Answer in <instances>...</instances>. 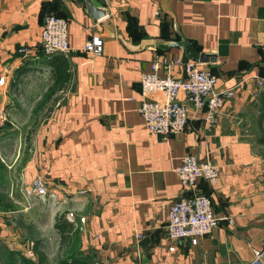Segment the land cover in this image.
Segmentation results:
<instances>
[{
	"label": "crops",
	"instance_id": "obj_1",
	"mask_svg": "<svg viewBox=\"0 0 264 264\" xmlns=\"http://www.w3.org/2000/svg\"><path fill=\"white\" fill-rule=\"evenodd\" d=\"M93 1L107 10L99 20L83 0H0V108L6 116L22 107L29 118L31 153L15 176L22 197L42 200L52 212L56 243L55 217L73 213L66 258L245 264L264 244V0ZM50 13L66 21V55L44 54L39 46ZM176 30L215 55L202 65L215 74L217 90L234 93L209 129L197 113L183 131L163 138L147 132L138 113V77L153 61L182 76L179 62L188 58L180 49L153 44L177 40ZM94 32L102 39L96 56L80 49ZM185 153L215 165L213 185L196 179L192 190L183 189L174 169ZM35 177L43 181L42 196L26 192ZM193 192L209 197L216 225L196 245L167 241L170 204Z\"/></svg>",
	"mask_w": 264,
	"mask_h": 264
},
{
	"label": "built area",
	"instance_id": "obj_2",
	"mask_svg": "<svg viewBox=\"0 0 264 264\" xmlns=\"http://www.w3.org/2000/svg\"><path fill=\"white\" fill-rule=\"evenodd\" d=\"M39 46L44 54H68L66 21L62 17L48 14L44 17L39 32ZM81 51L92 56L102 51V39L97 32L86 39ZM18 53H25L26 48L20 47ZM177 61V60H176ZM182 76L174 77L167 73V65L161 66L159 61H153L148 71L139 73L138 82L143 99L138 107V113L144 127L149 133L161 135L183 131L189 116L201 113L205 126L209 129L217 120V113L225 99L233 96V88L217 90L216 76L202 64L192 60H183ZM163 67L166 73L159 74ZM3 76L0 77V84ZM261 84V80L258 81ZM5 121V113L0 108V126ZM183 189L193 188L196 179H203L213 185L217 178V169L208 160H199L194 155L185 153L180 157V163L174 169ZM27 193L42 196L46 193L40 177L31 180ZM66 218L73 221V213H66ZM83 221L82 218L79 219ZM217 217L212 213L208 196L200 193L180 195L167 210L165 238L169 242L188 241L196 245L200 237L209 233L216 225ZM136 239L140 234L134 235ZM174 245L168 246L173 250ZM245 264H264V244L253 249L251 258Z\"/></svg>",
	"mask_w": 264,
	"mask_h": 264
},
{
	"label": "rangeland",
	"instance_id": "obj_3",
	"mask_svg": "<svg viewBox=\"0 0 264 264\" xmlns=\"http://www.w3.org/2000/svg\"><path fill=\"white\" fill-rule=\"evenodd\" d=\"M8 111L4 123L11 130H0V211L6 213L1 217L5 229L0 230V264H59L67 250L56 243L52 212L42 200L23 198V185L15 179L31 153L25 134L28 114L22 107Z\"/></svg>",
	"mask_w": 264,
	"mask_h": 264
},
{
	"label": "water",
	"instance_id": "obj_4",
	"mask_svg": "<svg viewBox=\"0 0 264 264\" xmlns=\"http://www.w3.org/2000/svg\"><path fill=\"white\" fill-rule=\"evenodd\" d=\"M85 4V12L94 20H99L100 18L107 15V10L97 5L93 0H83ZM178 35L177 40L157 42L154 41V47L160 50H168L171 47H178L185 57L197 62L199 64H207L215 61V55L213 53H206L197 50L188 39H186L179 31H175ZM138 46V45H137ZM147 239L144 237L138 242V246L144 248Z\"/></svg>",
	"mask_w": 264,
	"mask_h": 264
},
{
	"label": "trees",
	"instance_id": "obj_5",
	"mask_svg": "<svg viewBox=\"0 0 264 264\" xmlns=\"http://www.w3.org/2000/svg\"><path fill=\"white\" fill-rule=\"evenodd\" d=\"M52 14V13H50ZM48 15V14H47ZM55 15V14H53ZM43 52V51H42ZM72 222L67 220L63 215L55 217V221L53 223V228L57 232L59 236V248L66 247L69 238V232L72 228ZM59 264H88L83 260L72 257V258H65L60 261Z\"/></svg>",
	"mask_w": 264,
	"mask_h": 264
}]
</instances>
